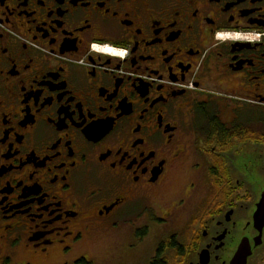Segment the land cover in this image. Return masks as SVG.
Wrapping results in <instances>:
<instances>
[{
	"label": "flooded vegetation",
	"instance_id": "flooded-vegetation-1",
	"mask_svg": "<svg viewBox=\"0 0 264 264\" xmlns=\"http://www.w3.org/2000/svg\"><path fill=\"white\" fill-rule=\"evenodd\" d=\"M263 126L264 0H0V264L140 204L112 264H264Z\"/></svg>",
	"mask_w": 264,
	"mask_h": 264
},
{
	"label": "rangeland",
	"instance_id": "rangeland-1",
	"mask_svg": "<svg viewBox=\"0 0 264 264\" xmlns=\"http://www.w3.org/2000/svg\"><path fill=\"white\" fill-rule=\"evenodd\" d=\"M251 37V36H247ZM224 41H241V40H250L253 41L254 38H246L239 36H227L221 38ZM255 42V41H254ZM262 132L264 134V126L262 127ZM188 179L190 183L195 182L197 178L191 174V177H188V173L185 171L183 175L179 176L173 185L164 192L165 200L170 202L177 198L176 190L178 187L187 184ZM197 183V182H196ZM178 186V187H177ZM186 196V193L181 195V197ZM200 196V195H199ZM165 200L160 199L162 204H165ZM156 205L161 206L159 201H156ZM142 204L135 206L131 210H123L120 213L113 216V218L107 221V224L102 225L101 228H97L94 231L89 233L85 238L84 242L80 246L75 247L72 252L69 254H62L59 251L54 252L48 259H36L33 262L35 264H77L76 261L81 258L90 259L94 264H112V261L120 259V255H124V248L129 247L137 242H141V239L137 238V235L133 233L135 228L142 227L146 224L151 225L148 219L139 217V211ZM165 206V205H164ZM184 215H181L178 220H176L175 228L179 227L183 223ZM107 228V230H103ZM157 228L152 229V234L148 240L149 244L155 242V237ZM159 231V230H158ZM149 249H152L150 246ZM15 249L12 254L15 253ZM153 253L149 251L147 255L139 259V261H144L148 256H151ZM18 262L21 260H31L28 256H23V254H17L15 256ZM127 259V258H125ZM116 264V263H115Z\"/></svg>",
	"mask_w": 264,
	"mask_h": 264
},
{
	"label": "water",
	"instance_id": "water-1",
	"mask_svg": "<svg viewBox=\"0 0 264 264\" xmlns=\"http://www.w3.org/2000/svg\"><path fill=\"white\" fill-rule=\"evenodd\" d=\"M263 199H264V194H263ZM263 199H262V201H261V203H263ZM260 223V224H264V214H262L261 216H258V217H256L255 218V223ZM245 251V249H241V254L243 253ZM238 257H236V259H237Z\"/></svg>",
	"mask_w": 264,
	"mask_h": 264
},
{
	"label": "trees",
	"instance_id": "trees-1",
	"mask_svg": "<svg viewBox=\"0 0 264 264\" xmlns=\"http://www.w3.org/2000/svg\"><path fill=\"white\" fill-rule=\"evenodd\" d=\"M89 261H90V259L84 258V259H80L77 264H93L94 263L93 261H91V263ZM153 264H160V263H159V261H157L156 263H153Z\"/></svg>",
	"mask_w": 264,
	"mask_h": 264
}]
</instances>
